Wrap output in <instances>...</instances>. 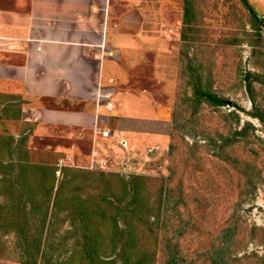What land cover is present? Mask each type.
Here are the masks:
<instances>
[{"label": "rangeland", "instance_id": "obj_1", "mask_svg": "<svg viewBox=\"0 0 264 264\" xmlns=\"http://www.w3.org/2000/svg\"><path fill=\"white\" fill-rule=\"evenodd\" d=\"M248 3L257 17L240 0H192V24L183 25L181 0H167L161 16L135 19L142 31L153 32L156 46L148 54L152 63L133 73L136 86L151 96L130 124L133 144L125 136L126 149L104 143L111 163L104 171H141L153 198L159 180L172 188L161 205L165 246L157 245L154 264H264V127L236 108L251 109L244 74L255 71L260 76L252 79L251 95L264 115V26L258 21L264 3ZM150 4L145 8L152 14L159 2ZM195 76L226 103H195ZM228 110L238 114V122ZM244 120L251 127L232 137L230 130ZM75 130L47 123L16 127L0 118V132L24 137L32 159L70 155L74 163L86 162L94 133L79 139ZM219 135L228 141L220 143ZM12 237L1 235L0 260L17 262L20 241Z\"/></svg>", "mask_w": 264, "mask_h": 264}, {"label": "crops", "instance_id": "obj_2", "mask_svg": "<svg viewBox=\"0 0 264 264\" xmlns=\"http://www.w3.org/2000/svg\"><path fill=\"white\" fill-rule=\"evenodd\" d=\"M141 1L143 8L137 0H0V118L74 128L79 139L106 125L133 144L130 124L151 96L133 73L156 51L153 32L135 19L161 16L167 2L154 0L151 14L152 0ZM100 87L111 90L110 110L96 99Z\"/></svg>", "mask_w": 264, "mask_h": 264}, {"label": "trees", "instance_id": "obj_3", "mask_svg": "<svg viewBox=\"0 0 264 264\" xmlns=\"http://www.w3.org/2000/svg\"><path fill=\"white\" fill-rule=\"evenodd\" d=\"M240 1L257 17L247 0ZM191 9L192 0H181L183 25L192 24ZM244 75L251 95L252 79L259 80L260 74L247 70ZM202 84L200 76L191 82L195 103H226L209 84ZM250 95L251 109L236 108L255 116L264 127V115ZM225 114L238 122L234 110ZM247 127L251 125L244 120L238 129L230 130L231 136L243 134ZM23 138L0 132V237L11 232L20 241L13 260L23 264H154L157 245L165 246L159 230L164 223L160 210L171 187L159 180L153 198L147 193L144 174L125 177L117 171L58 168L57 158L32 159L30 149L22 146ZM225 138L219 135L217 139L221 143L228 141ZM3 247L0 238V250Z\"/></svg>", "mask_w": 264, "mask_h": 264}, {"label": "built area", "instance_id": "obj_4", "mask_svg": "<svg viewBox=\"0 0 264 264\" xmlns=\"http://www.w3.org/2000/svg\"><path fill=\"white\" fill-rule=\"evenodd\" d=\"M107 53L112 54V51L108 50ZM96 99L102 100L103 108L105 110H110L112 106L114 105L113 101L111 100V90L105 87L99 88L96 94ZM92 132L94 133V138L92 139L93 145L89 150V157L86 162L82 164L74 163L71 160V156L66 155L63 158L57 159L56 166L59 168L62 165H71V166H78V167L93 169V170H97V169L104 170L105 168L110 167V164H111L110 156L107 153H105V149H104L105 148L104 145L107 144V140L114 141L119 146H122L123 149H126L127 147V140L124 138V136L121 135L119 132L114 131V129L109 128L106 125L104 126L93 125ZM95 137L97 138L95 139ZM97 139L101 140L102 142H95L97 141ZM127 167H130V166L127 165ZM56 173L58 174V169L56 170ZM131 173H142V172L134 170V171H129V172H123L121 174L127 177Z\"/></svg>", "mask_w": 264, "mask_h": 264}, {"label": "water", "instance_id": "obj_5", "mask_svg": "<svg viewBox=\"0 0 264 264\" xmlns=\"http://www.w3.org/2000/svg\"><path fill=\"white\" fill-rule=\"evenodd\" d=\"M258 21H260L262 25L264 26V15L258 16ZM227 104H229V101H227Z\"/></svg>", "mask_w": 264, "mask_h": 264}]
</instances>
